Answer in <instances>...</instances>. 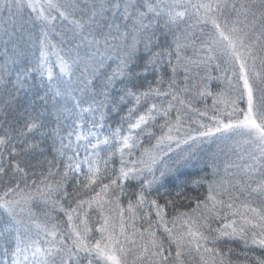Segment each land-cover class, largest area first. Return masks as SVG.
<instances>
[{
    "label": "snow or ice",
    "instance_id": "snow-or-ice-1",
    "mask_svg": "<svg viewBox=\"0 0 264 264\" xmlns=\"http://www.w3.org/2000/svg\"><path fill=\"white\" fill-rule=\"evenodd\" d=\"M0 264H264V0H0Z\"/></svg>",
    "mask_w": 264,
    "mask_h": 264
},
{
    "label": "trees",
    "instance_id": "trees-1",
    "mask_svg": "<svg viewBox=\"0 0 264 264\" xmlns=\"http://www.w3.org/2000/svg\"><path fill=\"white\" fill-rule=\"evenodd\" d=\"M189 55H191V51L189 50ZM208 103H209V106L211 105V100L209 99V101H208ZM146 146H148V145H146ZM205 147H207V146H205ZM212 149H213V147H212ZM181 210H186V209H181Z\"/></svg>",
    "mask_w": 264,
    "mask_h": 264
},
{
    "label": "rangeland",
    "instance_id": "rangeland-1",
    "mask_svg": "<svg viewBox=\"0 0 264 264\" xmlns=\"http://www.w3.org/2000/svg\"><path fill=\"white\" fill-rule=\"evenodd\" d=\"M212 147H213V151H215L216 150V145H212ZM226 150V149H225Z\"/></svg>",
    "mask_w": 264,
    "mask_h": 264
}]
</instances>
